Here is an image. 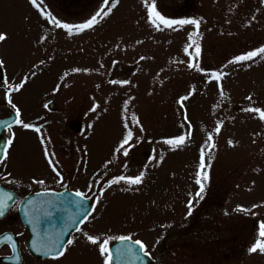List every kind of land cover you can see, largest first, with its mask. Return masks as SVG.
Here are the masks:
<instances>
[{
    "label": "rangeland",
    "instance_id": "rangeland-1",
    "mask_svg": "<svg viewBox=\"0 0 264 264\" xmlns=\"http://www.w3.org/2000/svg\"><path fill=\"white\" fill-rule=\"evenodd\" d=\"M113 2L92 28L69 35L48 14L83 24L104 0H37L40 8L0 0L3 59L17 70L19 85L47 87L56 100L43 137L22 138L20 152H64L67 170L52 160L51 179L61 171L95 204L77 264H104L85 234L109 246L116 237H135L154 264H264V254L248 251L264 224V120L244 111H264V58L234 62L264 47V0H154L166 19L201 20L194 37L199 70L188 67L184 51L194 26L157 30L146 0ZM129 131L125 156L116 150ZM189 133L178 148L165 143ZM201 148L210 165L202 198ZM141 174L139 185L109 186Z\"/></svg>",
    "mask_w": 264,
    "mask_h": 264
},
{
    "label": "flooded vegetation",
    "instance_id": "flooded-vegetation-1",
    "mask_svg": "<svg viewBox=\"0 0 264 264\" xmlns=\"http://www.w3.org/2000/svg\"><path fill=\"white\" fill-rule=\"evenodd\" d=\"M0 149L3 148L8 139L12 140V144L8 147L7 159L0 163V197L5 194H12L14 206L9 208L5 215L0 217V237L11 235L16 244L15 249L12 247V242L0 243V264H77L78 244L84 234V226L90 221L91 213L94 210L95 204L91 200L92 208L86 221L79 224L80 231L71 230L66 236V240L73 239L74 243L67 247L65 255L62 257L53 258L37 254L32 248L34 241V232L32 225L27 222V218L23 212V207L30 197L44 190H54L55 192L71 193L81 192L75 183L68 180L66 175L63 178L61 171H56L54 179H51V159L59 163V167L67 170L66 162L64 161V152H20V140L33 134L36 138L42 136L43 130L48 128L47 125L52 122V110L55 107V98H52V91L47 87H32L23 86L16 91L19 85L17 70L13 69V65L3 59L0 53ZM65 91H61L64 96ZM61 96V95H60ZM15 105L20 111V119L29 125L30 128H24L22 125L13 124L11 132L3 126V122L15 120ZM40 128V132L34 129ZM43 137V136H42ZM70 174H76V166H71ZM62 170V169H61ZM43 181V183H40ZM68 198L78 199L74 196L66 197L63 201L57 200L60 209L65 207L62 202L67 203ZM45 199V198H42ZM35 200V197L34 199ZM13 201H9L12 204ZM72 209L76 210L71 206ZM53 211L52 209H50ZM53 228V233L59 226H63L61 221L54 218L50 224ZM87 227V226H86ZM131 237V236H130ZM136 239L135 237H133ZM139 240V239H136ZM71 260H65L67 257ZM154 264V262H152Z\"/></svg>",
    "mask_w": 264,
    "mask_h": 264
},
{
    "label": "snow or ice",
    "instance_id": "snow-or-ice-1",
    "mask_svg": "<svg viewBox=\"0 0 264 264\" xmlns=\"http://www.w3.org/2000/svg\"><path fill=\"white\" fill-rule=\"evenodd\" d=\"M31 3L37 8H40V4L37 3V0H31ZM104 5L105 8H107V10H105V8H101L99 11H97L95 15H93L86 23L83 24L70 25L66 23H61L55 17H52L50 14H48L49 20L50 23H52L55 27L66 29L69 35H71L73 31L82 32L85 29L92 28L96 23L99 22L98 18H103V16H107L111 12L112 8L116 6L115 2L111 3V6H109V0H104ZM146 8H147L149 22L157 30H162L161 26L173 30H176V26L192 25L195 27L196 31L194 33L189 34V44L185 47L184 51L192 58L190 63L188 64V67L199 70V64L197 63V60L200 57L201 48L194 37L199 35L201 20L200 19H166L157 11L154 0L153 2L150 3L148 2V0H146ZM41 11L43 12L44 10L41 9ZM6 39H7L6 34L0 33V41H5ZM193 46H194V51H189V49L193 48ZM256 57L264 58V47H260L259 49L250 51L245 55L238 56L235 58L234 62L239 63L244 61H252ZM2 64L3 61H0V65ZM75 71H79V69H76ZM212 77L216 81L221 80L220 73H212ZM111 83H118V82L111 81ZM124 83H127V81H125ZM22 87L23 84L18 85L15 90L19 91V89ZM221 95H223L222 90H221ZM186 99H188L187 96L181 97L178 103L183 105V102ZM248 99L250 100L251 97H249ZM13 108L15 109V116H16L15 120L3 122V126L6 127L9 130V132H11V128L13 124L22 125L24 128L32 127V125L26 124L20 119V111L19 109L15 108V105H13ZM244 111L259 113L260 118L264 120V111H262L259 108H246L244 109ZM34 130L36 132H40V128H35ZM215 132L216 133L220 132L219 125H217V127L215 128ZM131 138H132V132L129 131L125 136V138L123 139L120 147L116 151L119 152L121 149H124L123 155L127 156L128 151L127 149H125V145L129 144ZM188 138H190V133L187 136L181 135L177 138L167 139L165 143L172 146L173 149H175L184 145ZM212 140H213L212 135L211 134L208 135L207 143L209 146V151L215 148V144L212 143ZM229 143L231 144V141H229ZM11 144H12V140L8 139L5 142L3 148L0 149V163H3V161L7 159L8 147ZM45 155L48 156L47 148H45ZM205 155H206L205 149L201 148L199 169L197 172V179H196V183L200 186L199 191L196 193L197 197H201V193H203L205 183L208 179L206 168L209 167L210 165H206ZM49 163L50 165L52 164L51 159L49 160ZM143 178H144L143 174L136 177H125L121 175L111 180L109 186L113 184H119L121 182H124L130 186L139 185L142 183ZM40 183H43V181H40ZM47 195L48 193L38 194L35 200H28L25 203L22 210L27 218V222L32 225L33 232L36 233V239L33 241L34 250L40 252L45 256H51L53 258L58 259L59 257L64 256L67 247L74 243L73 239H68L67 241H65L64 237L68 235L71 230H74L76 232L80 231L79 224L86 221L88 215L90 214V210L87 205V198L85 197V194L81 192H75L74 194H72V196L78 199L68 198L67 202L72 207H74L76 211L75 213L65 218L62 215L61 209L58 206L57 201L55 199L49 200V199L41 198L42 196H47ZM66 197L67 194H62L60 200L63 201ZM9 201H13V196L10 193L5 194L3 197H0V217L4 216L6 211L14 206V201L12 204H9ZM188 208H189L188 215H191V211H192L191 201L189 202ZM49 209H52L53 211H49ZM67 210L68 209L66 208L64 209V211ZM54 214H55V218L64 222V227L55 234H52L47 231L46 226L52 223ZM85 235H86V239L91 244L98 246L99 252L103 257L104 264H113L114 258L143 260V258L148 255L146 246L139 240L132 241V238L129 236H122L117 238L122 243L120 246H117L115 248L116 255L114 257L113 249L110 248L108 239H104L103 242L101 243L99 237H94L87 234ZM126 241H131V243H124ZM4 242H12V247L13 249H15L16 244L13 241V237L11 235L0 237V243H4ZM248 251L250 253L259 252L261 254H264V224L260 226L258 238L253 242V245L248 249Z\"/></svg>",
    "mask_w": 264,
    "mask_h": 264
},
{
    "label": "water",
    "instance_id": "water-1",
    "mask_svg": "<svg viewBox=\"0 0 264 264\" xmlns=\"http://www.w3.org/2000/svg\"><path fill=\"white\" fill-rule=\"evenodd\" d=\"M43 193H48V195H47V196H42L41 198H45V199H49V200H53V199H57V200H59V198L61 197V195H62V194H65V193L54 192V191H50V190H48V191L38 192V193L32 195V196L30 197V199L33 200L34 197H35V199H36L38 194H43ZM66 194H67L68 197H72V194H74V193H71V191L68 190ZM57 204H60V203H57ZM61 204H64L65 207H66L67 205H69L68 202H67V203L62 202ZM87 205H88V208L90 209L89 199H87ZM67 208H68L67 211H64V209H65L64 206H63V208L61 209V213H62V215H63L65 218L68 217L69 215L75 213V211H76V210L72 209L71 206H68ZM49 211H51V210L49 209ZM59 221H60V220L58 219V222H59ZM61 222H62V221H61ZM62 223H63V226H59L58 229H57L55 232L60 231V230L64 227V222H62ZM46 228H47V231L50 232V233H52V231L55 229V228H53L50 224H48V225L46 226ZM53 234H55V233H53ZM66 236H67V235H66ZM66 236L64 237V240H65ZM35 239H36V233H34V240H35ZM132 241H135V240L132 239ZM121 243H122V242H121L119 239H117V240L112 244L111 248L113 249V255H114V257H115V255H116V254H115V248H116L117 246H120ZM124 243H131V241H126V242H124ZM32 248H33V241H32ZM33 250H34V248H33ZM34 251H35L36 253H38V254H41L40 252H37L36 250H34ZM42 255H43V254H42ZM113 264H151V258H150L148 255L145 256V257L143 258V260H134V259H115V258H114V260H113Z\"/></svg>",
    "mask_w": 264,
    "mask_h": 264
}]
</instances>
